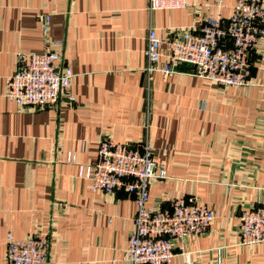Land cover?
<instances>
[{
  "label": "crops",
  "instance_id": "0c3cea01",
  "mask_svg": "<svg viewBox=\"0 0 264 264\" xmlns=\"http://www.w3.org/2000/svg\"><path fill=\"white\" fill-rule=\"evenodd\" d=\"M189 2L151 12L150 0H0V264L7 234L24 239L40 224L52 264H131L134 198L92 192L79 176L104 134L151 141L168 178L151 183L150 206L196 197L215 212L206 234L175 242L170 264H264V244H241L238 226L242 209L264 204V38L247 87H222L186 63L166 78L144 71L149 27L163 36L205 14L227 19L234 0ZM46 36L74 74L75 102L18 107L6 79L18 53L42 52Z\"/></svg>",
  "mask_w": 264,
  "mask_h": 264
},
{
  "label": "built area",
  "instance_id": "2783aa9c",
  "mask_svg": "<svg viewBox=\"0 0 264 264\" xmlns=\"http://www.w3.org/2000/svg\"><path fill=\"white\" fill-rule=\"evenodd\" d=\"M189 1L150 0L149 9H183ZM49 20L45 15V35ZM263 38L264 0H234L227 19L205 14L196 25L173 28L163 36L149 27L144 71L148 81L155 72L166 78L186 63L194 66L199 76L222 87H247L250 53ZM56 45L59 42L46 36L42 52L18 53L16 69L7 77L5 88V96L16 106L34 109L56 105L60 99L67 105L75 102L70 91L74 74L63 63ZM66 161L75 163L76 154L69 152ZM79 176L89 180L87 187L92 192L122 190L134 198L133 228L123 256L131 264H170L175 242L206 234L215 218V212L196 197L171 198L165 207L150 206L151 183L168 177L147 138L135 143L116 142L102 135L95 160L79 165ZM238 226L241 244H264V204L242 209ZM50 246L49 232L41 224L24 239L8 233L3 264H52ZM186 261L189 263L188 257Z\"/></svg>",
  "mask_w": 264,
  "mask_h": 264
}]
</instances>
